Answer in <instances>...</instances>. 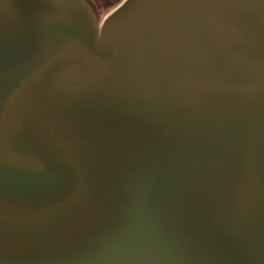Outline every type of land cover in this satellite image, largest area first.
Returning a JSON list of instances; mask_svg holds the SVG:
<instances>
[{
  "label": "water",
  "instance_id": "95a60500",
  "mask_svg": "<svg viewBox=\"0 0 264 264\" xmlns=\"http://www.w3.org/2000/svg\"><path fill=\"white\" fill-rule=\"evenodd\" d=\"M0 264H264V0H0Z\"/></svg>",
  "mask_w": 264,
  "mask_h": 264
},
{
  "label": "rangeland",
  "instance_id": "374dc122",
  "mask_svg": "<svg viewBox=\"0 0 264 264\" xmlns=\"http://www.w3.org/2000/svg\"><path fill=\"white\" fill-rule=\"evenodd\" d=\"M94 4L98 7V10L100 11V14H105L112 6L110 7H104L100 5V0H92Z\"/></svg>",
  "mask_w": 264,
  "mask_h": 264
},
{
  "label": "trees",
  "instance_id": "16d2710c",
  "mask_svg": "<svg viewBox=\"0 0 264 264\" xmlns=\"http://www.w3.org/2000/svg\"><path fill=\"white\" fill-rule=\"evenodd\" d=\"M119 0H100V5L104 7H110L115 5Z\"/></svg>",
  "mask_w": 264,
  "mask_h": 264
}]
</instances>
